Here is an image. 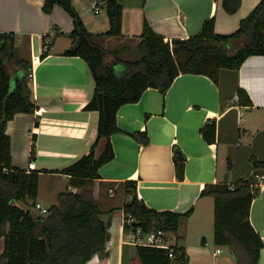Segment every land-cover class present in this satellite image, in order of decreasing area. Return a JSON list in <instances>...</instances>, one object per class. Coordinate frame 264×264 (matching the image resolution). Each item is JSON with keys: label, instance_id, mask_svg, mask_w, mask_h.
<instances>
[{"label": "crops", "instance_id": "1", "mask_svg": "<svg viewBox=\"0 0 264 264\" xmlns=\"http://www.w3.org/2000/svg\"><path fill=\"white\" fill-rule=\"evenodd\" d=\"M259 2L241 0L237 12L228 14L221 0H120L122 37L101 43L106 50L118 51L123 60L133 61L140 57L137 44L144 22L169 43L194 36L211 18L216 34L231 35ZM43 4L44 0H0V34H13L17 58L31 62L29 82L37 107L34 114H16L5 133L13 167L50 170L40 172L39 181L49 174L71 192L69 178L59 172L86 155L95 141L98 114L84 109L94 84L82 58L63 55L74 44L68 36L72 20L58 6L44 14ZM72 5L89 33L101 35L108 30L102 4L99 13L90 0H73ZM25 43L27 59L20 54ZM43 51L47 55L41 58ZM116 71L122 75L123 65ZM239 90L248 95L251 105L240 103ZM210 121L216 123L213 144L199 132ZM117 125L121 132L110 139L114 158L100 169L102 178L94 187L103 219L109 223L108 255H95L87 264H138L135 246L127 243L129 232L122 225V205L130 199L125 182L136 184L137 198L151 209L179 214L193 210L173 240L183 248L187 264H236L225 247L213 243V199L202 191L207 185H234L252 175L250 158L264 163V56L248 57L237 70L221 69L216 83L204 75L180 74L166 92L147 89L137 103L120 107ZM133 133L146 135L148 143L129 135ZM175 152L185 159L182 181L176 177ZM38 162L49 167L39 168ZM258 175H264V168ZM104 188L110 193L107 199ZM39 198L38 189L36 201ZM51 198L55 203L57 197ZM250 222L264 244V181L252 201ZM205 234L215 247L211 254L203 253L199 245ZM207 243L208 237L202 239L201 245ZM3 246L0 239V255ZM257 264H264V247Z\"/></svg>", "mask_w": 264, "mask_h": 264}, {"label": "trees", "instance_id": "2", "mask_svg": "<svg viewBox=\"0 0 264 264\" xmlns=\"http://www.w3.org/2000/svg\"><path fill=\"white\" fill-rule=\"evenodd\" d=\"M94 1L103 5L109 22L108 30L101 35L86 30L73 0H44L42 7V12L48 15L58 6L72 20L73 30L68 36L73 43L77 39L79 42L63 55L80 57L87 63L94 93L84 109L98 114L96 138L88 153L59 172L69 178L73 191L60 194V206L50 207L45 216L33 213L24 204L35 203L40 172L52 171L13 167L10 139L5 133L7 123L16 114H34L37 109L28 78L31 62L15 58L13 34H0V239L4 240L0 264H87L95 255L107 257L109 223L103 219L94 187L102 178L100 169L114 158L110 139L121 132L117 125L120 107L137 103L147 89L166 92L180 74L204 75L216 83L221 69L237 70L248 57L264 56V0L239 22L231 35L216 34L215 20L211 18L202 23L194 36L169 43L144 22L137 44L140 57L133 61L123 60L118 51L106 50L101 43L103 39L122 37L120 0ZM240 4L241 0H221L228 14L236 13ZM46 55L43 51L40 57ZM118 65L124 67L122 75L116 71ZM238 96L242 105H251L243 90L238 91ZM199 132L206 143L213 144L215 121L204 124ZM129 135L135 139L140 136L144 145L148 143L146 135ZM174 159L176 177L182 181L184 155L175 152ZM250 161L252 175L234 185H207L202 191L203 196L213 199V243L225 247L236 264H257L264 247L250 222L251 204L259 191L252 190L251 185L264 163L254 158ZM123 185L130 199L123 203L122 210L137 222L134 228L165 229L177 234L181 224L192 215V209L181 214L151 209L137 198L134 182ZM123 229L130 231L126 225ZM172 249L170 258L167 250L135 246L136 259L138 264L188 263L183 248L174 245Z\"/></svg>", "mask_w": 264, "mask_h": 264}, {"label": "built area", "instance_id": "3", "mask_svg": "<svg viewBox=\"0 0 264 264\" xmlns=\"http://www.w3.org/2000/svg\"><path fill=\"white\" fill-rule=\"evenodd\" d=\"M98 2L91 1L92 9L95 13H99V7ZM33 72H29L28 78L32 79ZM255 182L252 183L251 188L252 190H259L261 184L264 181V175H255ZM31 206L36 210V212L39 215L45 216L47 215L48 211L45 208H42L39 203H31ZM137 222L134 220V218L131 215H125L123 213L122 217V225L128 226L130 228L129 231V239L127 240L128 244H131L133 246H141V247H149V248H155V249H163L168 251V256L170 258H173V249L172 247L175 245L173 242V239L170 236V232L165 229H158V230H150V231H144L141 228L137 227L134 228L133 226ZM216 254L221 253L220 248H216L215 250Z\"/></svg>", "mask_w": 264, "mask_h": 264}, {"label": "rangeland", "instance_id": "4", "mask_svg": "<svg viewBox=\"0 0 264 264\" xmlns=\"http://www.w3.org/2000/svg\"><path fill=\"white\" fill-rule=\"evenodd\" d=\"M20 54L22 57H24L26 59L29 58L28 57L29 56V46L27 43H25L22 47H20ZM17 57L18 56L16 55L15 58L17 59ZM38 161H41V160H38ZM37 166L39 168H41V167L46 168V167H49V164H45V163L41 164V162H38ZM65 191H66L65 184L61 180L53 178V177L49 176V174H47V175L41 177V180L39 181L40 198L38 199V201H36V203H39L42 208H45L47 211H49V208L52 206H54V207L60 206L59 195L62 193H66ZM102 192H103L104 198L107 199L110 195L109 190L107 188H104ZM51 197H57V200H56V198H54V200H56L55 203H53V199ZM24 207H29L33 213L38 214L36 212V210L31 206V204L25 203ZM102 207H105L104 204L101 206V208ZM170 236L174 240V237H176V234L170 232ZM205 237H208V243L206 245H201V241ZM199 245L201 246V250L203 253L211 254L212 251L215 249L213 244L210 242V236L207 234H205V236H202L200 238Z\"/></svg>", "mask_w": 264, "mask_h": 264}, {"label": "water", "instance_id": "5", "mask_svg": "<svg viewBox=\"0 0 264 264\" xmlns=\"http://www.w3.org/2000/svg\"><path fill=\"white\" fill-rule=\"evenodd\" d=\"M78 42H79V39H77V40L74 42L73 47H75V46L78 44Z\"/></svg>", "mask_w": 264, "mask_h": 264}]
</instances>
